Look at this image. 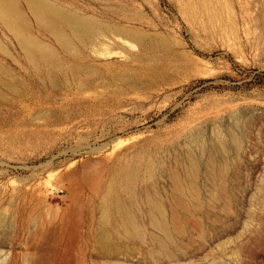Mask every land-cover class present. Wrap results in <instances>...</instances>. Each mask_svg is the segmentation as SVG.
<instances>
[{"label":"rangeland","instance_id":"obj_1","mask_svg":"<svg viewBox=\"0 0 264 264\" xmlns=\"http://www.w3.org/2000/svg\"><path fill=\"white\" fill-rule=\"evenodd\" d=\"M16 1L83 70L26 81L0 19V264H264V0H50L108 27L71 54Z\"/></svg>","mask_w":264,"mask_h":264},{"label":"bare ground","instance_id":"obj_2","mask_svg":"<svg viewBox=\"0 0 264 264\" xmlns=\"http://www.w3.org/2000/svg\"><path fill=\"white\" fill-rule=\"evenodd\" d=\"M24 3L29 8L31 15L34 17L38 25L54 36V38L64 47L66 54L67 52L69 53L70 51L74 50L75 47L77 48V45L83 46L84 48H86V50L90 45L92 48L93 41L95 40L97 35H103V37L106 36L107 38L109 37L108 34L110 33H106L105 31L108 30V27H106L105 30L101 29L98 27L93 18L88 16L77 15L68 9L56 5L50 0H24ZM23 11L16 0H0V19L8 29H10L13 33L17 35L18 44L20 45V48L24 53V58L31 64V67H29L28 69L22 68L21 66L20 69H17V73L24 76L26 81H29L30 83H38V79H41V77L43 76H47L48 80L49 78L52 80L56 78L57 74H59L63 79L65 76L68 75L67 73L70 72L73 73V76L77 77L78 79H81L80 74H82L81 70L83 69L80 66L76 67L74 66L75 64L69 65L67 60H70L63 59L61 56H59V51L56 49L55 46H53L49 42L38 38L33 33H30L31 29H29L25 25V15ZM63 27L65 29H63ZM113 32L121 36H140L136 32H128L123 29H114ZM0 46L4 47L2 42H0ZM0 49L2 48L0 47ZM80 49H82V47ZM69 54H71V52ZM84 55L81 56L75 54V60L77 59V65L81 64L80 60L84 61ZM0 73L3 74V76L5 75L6 77H11L13 79L12 83L22 82L24 84V81H21L22 79L20 78V76L18 78L17 75L11 73V71L8 70L2 64H0ZM64 79H68V77ZM1 80L2 79H0V81ZM92 80L93 78L87 77L86 82L93 83ZM6 82L9 81L5 80V85H8L6 84ZM2 83L4 84V81H2ZM15 85L16 84L10 83V85L8 86H10V88L18 95H21L20 91L18 92V90L15 88ZM26 88L27 87L24 86V90ZM130 187L131 189L129 188V190L131 192L129 193H132V186ZM144 191H146L148 195L149 208L147 212V218H149L151 224H153L154 227H156L160 231H163L166 236H168L169 225L165 217V209L163 203L158 201L157 199H153L150 197V187H145ZM123 201H121L120 198H117L115 206L118 211V216L123 224H128L132 226L136 235H139V233L143 231L142 229H139V227L136 225L133 216L131 215V213H129L130 208L128 207V204H126L128 205V210H126V212L124 211L125 202L123 203Z\"/></svg>","mask_w":264,"mask_h":264}]
</instances>
